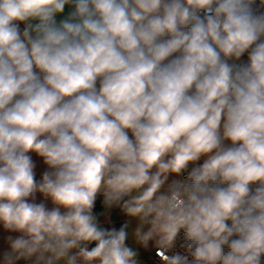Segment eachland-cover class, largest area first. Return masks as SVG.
I'll use <instances>...</instances> for the list:
<instances>
[{"label": "clouds", "instance_id": "1", "mask_svg": "<svg viewBox=\"0 0 264 264\" xmlns=\"http://www.w3.org/2000/svg\"><path fill=\"white\" fill-rule=\"evenodd\" d=\"M0 264H264V0H0Z\"/></svg>", "mask_w": 264, "mask_h": 264}]
</instances>
